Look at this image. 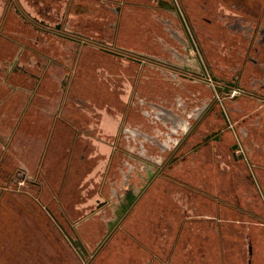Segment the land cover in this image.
<instances>
[{
	"label": "rangeland",
	"instance_id": "1",
	"mask_svg": "<svg viewBox=\"0 0 264 264\" xmlns=\"http://www.w3.org/2000/svg\"><path fill=\"white\" fill-rule=\"evenodd\" d=\"M180 1L197 26L198 34L204 36L209 46L214 73L219 77L220 85L225 80L234 79L244 61L249 38L237 34V30L232 28L216 29V23L211 25L210 21H235L239 13L225 11L222 8L225 0H213V8L202 0ZM227 1L234 4L232 0ZM103 4L98 1L94 11L100 18L96 30L104 33L105 18L112 16L115 20L117 14ZM166 4H170V0H155V10L147 12L144 9L149 23L152 25L154 21L155 40L158 35L161 38L160 43L150 44V48H154L150 52L180 61L175 60L179 57L172 47L179 49L182 46L178 40L183 36L182 27L176 14L164 8ZM203 4L209 9L206 10ZM260 7L255 6L254 11L242 16H257ZM81 25L88 26V22L81 21ZM151 25L147 23L144 28L150 34ZM68 44L65 41L66 48L70 46ZM258 45L261 51L254 55L264 62V44ZM100 47L99 44L91 47L92 58L101 59L104 51ZM180 49L184 54V49ZM67 51L70 54L65 60L68 67L64 70L59 94L55 95L59 101L76 57V53L72 55L74 48ZM95 62L97 68L101 67L100 61ZM127 64L128 68L124 65L120 68L118 63L119 69L129 73L125 101L131 97L138 71L137 63L129 61ZM145 75L160 77L168 82L161 83L165 86L181 87L190 83L162 70L146 68ZM97 80L96 93L89 88V81L81 78L78 90L69 95L67 102L73 108L67 116L80 114V121L70 119L65 124L58 151L47 152L43 167L45 152L41 150L54 128L55 116L51 113H55L56 108H50L47 124L36 127L37 130L29 135L31 144L23 140L18 145L22 150L25 145H31L34 151L7 152L4 158V176L10 170V175L19 180V175L24 172L27 181L42 182L59 190L74 138L80 134L84 152H75L67 178L64 226L73 237L80 238L88 254L82 257L75 251L69 252L72 264H264V103L257 96L232 90L227 106L234 119L232 126L235 130L224 124V129L230 130L218 143L203 145L199 152H171L177 138L182 135L171 124L167 128L162 125L165 134L161 141L142 142L133 130L135 123L126 129L129 136L125 133L124 139L117 140L119 126L127 116L128 109L124 104L111 109L108 119L112 123L109 129H105L101 119L107 101L100 96H104L106 85L104 81L100 80L99 84ZM243 83L248 90L264 92L263 68L254 69L252 64L247 66ZM192 86V93L196 92L200 99L188 92L176 93L170 101V106L174 104L176 111L171 108L169 111L175 116L178 113L192 117L194 121L197 108L213 94L204 88L203 93H198L196 90L203 86L195 82ZM116 90L120 92V86ZM149 110L158 112V109ZM161 111L166 115L169 113L167 109ZM217 119L202 135L198 134L199 139L223 125L221 113ZM40 131L49 134L44 137ZM198 138L193 137L190 144L194 145ZM237 142H241L245 151L244 159L234 156L232 146ZM89 143L95 152L87 150ZM240 153L238 151L237 155ZM37 188L34 186V192L38 191ZM53 191L51 188L50 192ZM104 201L106 203L102 205ZM64 237L67 242V237Z\"/></svg>",
	"mask_w": 264,
	"mask_h": 264
},
{
	"label": "crops",
	"instance_id": "2",
	"mask_svg": "<svg viewBox=\"0 0 264 264\" xmlns=\"http://www.w3.org/2000/svg\"><path fill=\"white\" fill-rule=\"evenodd\" d=\"M17 1L18 7L25 13L41 16L54 23L67 12L75 30L89 36H96L101 40H114L117 45L130 51L156 53L150 52V49H154L150 48V44L153 46L159 43L160 37L158 35L155 40L154 21L151 25L145 14L155 10V0H71L67 10L65 0ZM98 1L103 2L104 7L110 6V11H114L118 4L122 5L121 13L118 14L119 22H116L117 19L114 20L112 16L105 18L107 25L104 27V33L96 30L100 18L96 16L94 8ZM202 1L210 3V7L213 8V0ZM225 1L222 4L225 11H233L240 15L252 12L255 6L261 5L259 8L261 11L257 16H260L264 22V0H232L234 3L232 5L229 4L230 1ZM145 8L147 12H144ZM81 21H87L88 26H82ZM113 21L116 22V26H113ZM147 23L152 27L151 34L144 30ZM29 25L31 24L22 20L9 0H0V264H72L68 253L75 251L78 256L81 254L72 245L65 231L67 229L64 226V193L75 152H84L80 134L78 133L74 138L67 171L59 190L42 182L27 181V175L24 172L19 175V180H16L14 175H10V170L4 176L6 153L24 150L30 152V149H33L31 145H25L24 150L18 148V145L23 140L30 143L29 135L35 131L36 127L47 124L50 108H56L55 113H51L55 116L54 119L52 118L54 128L51 135H48L47 131L44 133L40 131L45 135L44 137L48 135L45 147L41 150L45 152L41 163L43 167L47 152L58 151L59 142L65 134V124H68L70 119L75 122L80 121L78 117L80 114L67 116L73 108L67 101L71 92L78 90L81 78L89 81V88L95 93L97 79L99 84L104 81L107 86L104 89V96H100L108 104L105 106L106 111L101 119L105 129H109L112 123V120L108 119V115L112 113L111 109L126 105L127 116L123 124L119 126L118 141L121 138L124 139L126 135L129 136L126 129L128 125L134 123L133 130H136L135 134L142 142L161 141L165 134L163 128L170 127V124L176 132L184 135L189 124L192 123V117H184L178 113L175 116V113H170L169 108L176 111V106L174 104L170 106V101L176 93L188 92L195 95L197 99L200 97L196 92L192 93L193 86L190 88L191 91H185V84L184 88L165 86L163 84L168 82L162 81L160 77L153 75L147 77L145 68L138 64L131 97L128 96L125 101L129 73L123 68L119 69L118 63L121 64L120 68L123 65L128 68V60L108 52H104L101 59H95L90 55V49L94 46H77L69 41L70 46L66 48L65 41L56 39L48 40V43L43 45L45 50L37 51L32 47V28ZM156 29L159 34V24ZM69 48H74L72 55L76 53V57L73 59L72 71L68 72V80L61 90L63 92L59 101L55 95L59 94L60 83L65 77L64 70L68 67L65 60H68L67 57L70 55L67 51ZM95 61H100L101 67L97 68ZM118 82L119 85L116 84ZM119 86L120 92L116 90ZM201 89L196 91L203 93ZM117 93L122 96L120 97ZM149 108L158 109V112L152 113ZM162 109H167L169 113L164 114ZM91 145L89 143L87 150L95 152ZM111 145L114 146V143ZM62 148L64 152L65 149ZM104 150L106 151L105 148ZM115 150L114 147L113 151ZM34 186L38 187V191L34 192ZM51 188L54 189L53 193L50 192ZM64 236L67 237L68 244ZM66 249L69 251L66 252Z\"/></svg>",
	"mask_w": 264,
	"mask_h": 264
},
{
	"label": "flooded vegetation",
	"instance_id": "3",
	"mask_svg": "<svg viewBox=\"0 0 264 264\" xmlns=\"http://www.w3.org/2000/svg\"><path fill=\"white\" fill-rule=\"evenodd\" d=\"M70 1L71 0L64 1L66 10L69 7L68 4ZM9 2L16 8V11L19 13L22 20L31 24L29 26L32 28V47H34L37 51H42L44 49L43 45L47 44L48 40L52 39L63 42L71 41L77 46H95L96 44H99L101 45L100 48L102 51L120 56L125 60L135 62L142 65L145 69L149 68L162 70L166 73H173L175 76L181 77L185 81H190L189 85H186L184 89L185 91H191L190 88H192L191 84L193 82L202 85L203 87H201L202 89L204 88L205 91L210 90L213 94L212 98L202 102L203 105L197 108L194 121L189 124L186 133L177 138L174 149L172 148L171 152H199L203 145H207L210 142L218 143L224 139L225 133L230 130V126H232V123L234 122L231 112L227 106L228 97L230 96L232 90V92L239 94L249 93L257 96L259 100L264 103V92L248 90L243 83L247 66L250 64H252L254 69L262 67L264 70V62L260 61L257 56L254 55V53L258 54V52L261 51L258 44H264V22L260 16L245 17L238 14L235 21H224L222 19L210 21L211 25L216 23V29L222 31L225 28H232L237 30V34L248 36L249 38L244 61L239 68L238 76L232 80H225V82L220 85L218 81L219 77L214 73V64L211 62L210 50L207 48L209 46H207L206 41H204V36L198 34L197 26L192 21L189 12L182 5L180 0H170V4L164 5V8L172 10L176 14L182 27L183 36H179L178 40L179 44L182 45L180 48L184 49V54L181 52L180 48H174L175 46L172 47L173 50L176 51V56L179 57V59L176 58L175 60L180 61L162 58V56L158 54H146L130 51L117 45L114 40H101L96 36H89L79 30H75L67 12L63 14V17H61L59 21L52 23L50 20L41 16L23 12L18 7L17 0H9ZM203 7H205L206 10L209 9V7L205 6V4H203ZM121 9V4H118L114 9L117 14V20H115L116 22H119L118 14L121 13ZM115 21L113 22V26L117 25ZM160 39L158 40L159 43ZM255 72H257V70H255ZM255 80L257 79L255 78ZM181 87L184 88L183 86ZM219 113H221L223 117V125H221L217 130L206 133L201 139L198 138L194 145H188L189 141H191L193 137L198 136V134L202 135L204 131L208 130L207 128L210 123L214 124L216 120H218L217 118ZM224 124H227L230 128L224 129ZM232 128L235 130L234 126H232ZM117 144L118 141L115 142V149ZM232 147L234 149L235 158L244 159L246 157L243 153L245 151L241 142L234 143ZM238 151L241 152L239 156L237 155ZM158 168L160 170V166H158ZM105 203L106 201L102 202V205Z\"/></svg>",
	"mask_w": 264,
	"mask_h": 264
},
{
	"label": "water",
	"instance_id": "4",
	"mask_svg": "<svg viewBox=\"0 0 264 264\" xmlns=\"http://www.w3.org/2000/svg\"><path fill=\"white\" fill-rule=\"evenodd\" d=\"M63 227V226H62ZM66 231V234L68 235V237L70 238L71 242L73 243V245L77 248V250L79 251V253L81 254L82 257H84L85 255H87L88 253H86V247L83 244V242L80 240L79 243L75 240V239H79L78 237H73L71 234H69ZM82 248V249H81ZM82 250L85 251L86 254L82 253Z\"/></svg>",
	"mask_w": 264,
	"mask_h": 264
},
{
	"label": "bare ground",
	"instance_id": "5",
	"mask_svg": "<svg viewBox=\"0 0 264 264\" xmlns=\"http://www.w3.org/2000/svg\"><path fill=\"white\" fill-rule=\"evenodd\" d=\"M236 86H237V85H236ZM75 240H76L78 243H79V241H80L79 239H75ZM70 242H71V240H70ZM71 243H72V242H71ZM72 245H73V243H72ZM81 249H82V248H81ZM86 251H87V250H86ZM82 253L85 254V251L82 250Z\"/></svg>",
	"mask_w": 264,
	"mask_h": 264
}]
</instances>
